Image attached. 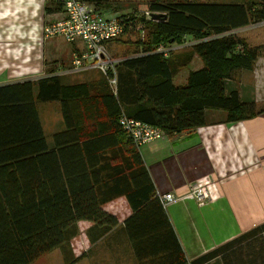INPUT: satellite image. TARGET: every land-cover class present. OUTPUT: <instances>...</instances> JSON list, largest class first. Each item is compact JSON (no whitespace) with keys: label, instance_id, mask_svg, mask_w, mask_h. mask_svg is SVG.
Returning <instances> with one entry per match:
<instances>
[{"label":"trees","instance_id":"1","mask_svg":"<svg viewBox=\"0 0 264 264\" xmlns=\"http://www.w3.org/2000/svg\"><path fill=\"white\" fill-rule=\"evenodd\" d=\"M131 1L144 3L149 17L118 16L123 33L145 35L131 42L133 52L116 64V94L109 88L92 94L85 82L64 84L54 73L57 68L35 82L0 85V264H31L76 236L79 221L110 230L117 218L103 206L119 196L126 198L132 211L123 228L134 248L146 238L139 229L132 230V224L157 216L173 237L171 245L164 244L167 253L157 264H185L140 151L120 129L118 116L123 112L172 135L203 126L208 110L223 111L225 122L264 113V100H244L236 90L226 89V81L237 70L251 71L257 58L264 57V0ZM152 14L160 17L152 19ZM186 37L196 40L187 51L167 55L156 51L160 45L180 44ZM194 55L202 66L189 70L184 85H175L173 74ZM51 101L59 102L68 129L55 134L50 147L36 105ZM93 111L100 113L93 115ZM109 136L114 143H106ZM259 229L229 240L190 264L216 257L227 264ZM136 253L139 258L145 256L141 247Z\"/></svg>","mask_w":264,"mask_h":264},{"label":"crops","instance_id":"2","mask_svg":"<svg viewBox=\"0 0 264 264\" xmlns=\"http://www.w3.org/2000/svg\"><path fill=\"white\" fill-rule=\"evenodd\" d=\"M84 1L105 16L135 13V6L146 9L144 3L131 0ZM248 1L252 0H222L230 3ZM46 7L54 10L46 12ZM57 7L54 0H0V85L27 80L35 82L40 77L53 74L56 67L52 65H55L60 55L65 58L63 66L67 68L72 52L84 48L80 40L68 42L70 46L65 50L52 44L40 43L39 47H34L29 43H17L24 37V42L35 41L36 36L42 41V23L63 15L62 9L57 10ZM5 40L8 42L5 43ZM114 42H109L107 47L117 50ZM182 45L185 44L172 45L170 51ZM47 57H52L51 61L47 62ZM201 66V60L194 55L188 64L173 74V83L184 85L189 70ZM60 77L64 84L87 83L92 94L109 88L105 77L93 69L69 71ZM36 93L37 87L34 86V96ZM241 98L250 100L248 97ZM40 104H50L51 108H42ZM36 107L46 143L51 147L54 135L68 129L60 104L57 101L37 102ZM99 113L93 111V115ZM218 113L223 115L222 119L212 120V115ZM224 117L223 111L208 110L203 126L167 135V139L163 138L165 143L160 142L162 139L147 143L139 148L140 155L163 213L184 253L185 264L257 227L262 229L256 230L253 238L247 241L249 243L239 248L240 252L237 251L236 255L232 254L227 264H264V113L237 122H225ZM76 120L82 124L78 116ZM73 122L74 119L69 121V127ZM91 123L93 126L97 124L94 120ZM191 136L196 138L194 143L190 140L175 143ZM108 138L110 141L106 143H114L111 136ZM209 175L219 181L213 187H208L210 199L198 205L187 194L188 184L200 177L199 180L204 177L208 179ZM168 191L175 198L163 204L159 194ZM103 208L117 218V224L110 230L104 232L101 225L79 221L76 236L31 264H37L43 258L45 264H157L159 257L167 253L163 246L171 245L173 237L157 216L154 218L151 215L149 219L145 217L132 224V230L139 229L146 238L144 242L138 243L136 249L128 231L123 228L125 219L132 213L126 198L119 196L104 204ZM154 227L157 230L150 232ZM140 247L141 253L145 255L143 258H139L136 253ZM204 264L226 263L221 257H216Z\"/></svg>","mask_w":264,"mask_h":264},{"label":"built area","instance_id":"3","mask_svg":"<svg viewBox=\"0 0 264 264\" xmlns=\"http://www.w3.org/2000/svg\"><path fill=\"white\" fill-rule=\"evenodd\" d=\"M60 4L63 15L59 19L52 20L42 26L41 38L61 37L65 41L75 42L80 40L84 48L73 51L69 66H60L55 74L61 75L69 71H83L93 69L99 71L111 89L116 94V64L119 57H110L107 44L123 33V22L118 16H105L98 12L90 3L84 0H54ZM149 17V12H144ZM264 24V21H261ZM156 51L167 55L170 47L158 46ZM120 129L136 147L140 148L147 143L159 140L165 135L164 131L153 124L144 122L120 113L117 119ZM208 184L204 180L194 181L188 184V193L198 205H203L209 198ZM163 204L174 200V195L168 191L159 194Z\"/></svg>","mask_w":264,"mask_h":264},{"label":"rangeland","instance_id":"4","mask_svg":"<svg viewBox=\"0 0 264 264\" xmlns=\"http://www.w3.org/2000/svg\"><path fill=\"white\" fill-rule=\"evenodd\" d=\"M203 1H217V0H203ZM220 2H222V0H218ZM225 1V0H224ZM139 9V10H138ZM135 10V13L137 15L143 14L145 12V8H143V6H135V8L133 9ZM128 14H131L130 12ZM50 22V21H44L42 24L44 25L45 23ZM140 31V30H139ZM145 35L144 32L140 31V34L138 32L130 34V33H123L122 35H120L118 38H116L114 41L115 45H117V50L115 49H110L109 47H107V51L111 54L110 57H119L122 58L123 55H127V54H131L133 52V47H132V43L134 40L138 39V37L140 36L141 38H143ZM28 38H26L27 40ZM49 39V40H48ZM42 41L39 39L38 40V36H36V40L32 41V40H27V41H23L25 40V37L23 39H21L20 41H15L17 43H29V44H33L34 47H39V44L41 43V45L43 43L45 44H52V45H57L59 46L61 49L65 50L67 48H69L70 44L68 43V41H65L63 38L61 37H51ZM5 43L8 42L7 40L4 41ZM14 44H17L15 43ZM196 42V40L186 37L184 39V41L182 42V46H177L174 49L176 50H171L170 52L176 54L177 52H182V51H187L189 50V48L191 47V45H193ZM51 45V46H52ZM176 45V44H175ZM196 56V55H195ZM197 57V56H196ZM52 57H47V62L48 60H50ZM65 59V58H64ZM63 59V56L60 55L58 57V59H56V63L55 65H52L53 67H60L63 66V64H65V60ZM51 61V60H50ZM51 67V66H50ZM182 68V67H181ZM68 80L73 81L72 78H68ZM80 80V79H77ZM76 80V81H77ZM254 86V89H253ZM226 89L229 90H236L239 95H241V97L245 98L248 97L250 100L251 99H256V100H264V57H259L257 58V60L255 61L254 67L251 71H247V70H237L230 79H228L226 81ZM254 90V92H253ZM41 105V104H40ZM42 108H51V105L49 104H45V105H41ZM223 115L218 113V114H214L212 115V120L217 121L222 119ZM167 135L165 134L163 136V138L167 139L166 137ZM250 137L251 134H250ZM163 138L159 139L161 140V143H165V140H163ZM156 140V141H159ZM190 140L191 143H194L196 141L195 136H191L188 138H182L181 140L175 142V143H185V141ZM154 141V142H156ZM210 177H207L208 179H206L205 177L202 178L204 181H206V183L209 185V187H213V185H216L217 183V178L209 175ZM198 178L196 181H200ZM219 181V180H218ZM194 182V181H193ZM192 183V182H190ZM124 199V198H123ZM123 210H120V212H122ZM40 261V262H39ZM37 264H45V260L44 258L39 260Z\"/></svg>","mask_w":264,"mask_h":264},{"label":"water","instance_id":"5","mask_svg":"<svg viewBox=\"0 0 264 264\" xmlns=\"http://www.w3.org/2000/svg\"><path fill=\"white\" fill-rule=\"evenodd\" d=\"M160 17V14H152L151 18L152 19H158Z\"/></svg>","mask_w":264,"mask_h":264}]
</instances>
